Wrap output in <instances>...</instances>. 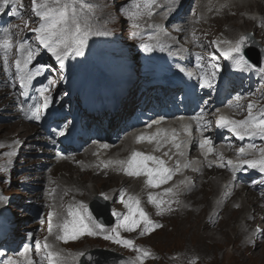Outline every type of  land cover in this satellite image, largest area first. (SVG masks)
<instances>
[{
    "label": "rangeland",
    "instance_id": "1",
    "mask_svg": "<svg viewBox=\"0 0 264 264\" xmlns=\"http://www.w3.org/2000/svg\"><path fill=\"white\" fill-rule=\"evenodd\" d=\"M13 1L15 2V0ZM129 1L130 0H93L95 4L100 6L97 8V16L99 18V21L96 24V28L100 32H107L109 34L91 36L88 40V44H87L88 48L94 50L99 54L100 49L96 47V42L99 43L102 40V38H106L109 42L100 43V47L102 49H106L110 52L114 50L116 51L115 52L116 56L119 57L128 56L127 51L129 50L130 57L132 60H134L133 54H137L138 52H140L144 45L143 39L141 38L135 39V35L146 32L147 23L152 19V16H150L149 14L146 15L143 10H140V8L136 7L137 4L144 7V5H142L139 1L138 3L134 2L133 0H131V2ZM226 1H232V0H226ZM19 4L25 8L27 15L23 16L22 19L19 18L18 16H14V21L19 23V21L22 20L17 25V28L15 25L10 26L8 24H3V26L8 32L5 34V36L8 35L9 31L11 30V40L13 42V48H12L13 50L19 49V44L17 42V33L19 37L21 36H25L26 38L29 37L33 46L41 50L40 52H36L37 54H35V58L41 59V57H44L47 60L46 66L49 68V72L57 78V80L54 81L55 80L54 77L50 74L42 81L43 88H46L47 82L53 81L49 83L47 87L50 91L46 88L47 92L49 93L48 95L49 106H51V110H53V112L56 115H61L64 113L65 108L63 107L55 108L53 105L56 106H61L62 104L68 105L69 98L58 96V94H60L62 88H64L66 94L72 96L73 100L68 105L67 113L59 118L58 123L59 122L63 123L64 125L62 127L70 126L68 128L69 134L71 133L72 135L78 134V141H79L82 139V137H84L86 131L84 126L85 124L84 119L81 117V114L79 113L80 105H78L76 102L77 98L76 96H74V92L76 91L78 84L80 85V83L82 82L81 62L86 68L89 63V58L77 57L76 59L74 58L75 54H72L68 56L66 59H64L63 64L57 61L56 58L50 52H48L43 47V45L39 43V40L37 39L38 34L32 31L33 28L38 27V23H39V18L36 17L32 11V0H19V3H17V5ZM166 4L176 5L177 0H166ZM27 10H29V12H27ZM255 11L256 10L253 9L252 12H247L246 16L250 17L254 15ZM4 12L5 9L4 11H2V13ZM133 13H137V15H133ZM221 17H222V13H221ZM261 18H258V20ZM11 19H13V17ZM207 20L208 18L206 16H202L199 13L196 14L188 32L194 35L197 39H200L203 43L207 42L208 46H210L216 51V47L213 46V43H210L211 42L210 32H215L217 30L216 28L218 29L220 28L221 31V28L224 29V26L220 27L219 21L218 22L215 21L214 23L209 24ZM236 20H238L240 23L243 21L242 17H238ZM248 28L253 30L252 25H250ZM239 31H241V29ZM133 33H135V35H133ZM147 33L149 34L147 35L145 33L144 35L148 36L149 38L157 39L154 33H151L150 31ZM234 36L235 38L231 37L233 39V42H235L240 38V36L236 34ZM231 38H229L230 41H232ZM258 40L264 44L263 37L258 38ZM22 42H26V41L22 40L20 43ZM112 42L118 45L119 49H116ZM158 45L162 46L163 43L158 40ZM250 55L255 57L253 50L250 51ZM14 56L17 57V53L12 54L11 52L9 54V63H11L12 58ZM99 56L101 55L99 54ZM1 57H3V53ZM43 61L39 64L36 63V65L39 66L43 65L44 66L43 68L47 70ZM104 62L106 63L105 65H108L106 60ZM205 65L209 69L210 75L212 76V73L215 72L216 70V67H213L214 65L216 66L215 61L213 59L207 58L205 60ZM13 70L14 69L11 68L10 70H7L5 72H11ZM263 77H264V73H260V77L255 79L254 81V87L247 90L246 95L253 96L254 98H250V97L247 98L245 100L246 103L249 102L250 99H253L254 101H262V102L264 101ZM251 84H252V80H249L247 81L246 86H249ZM4 99L5 97L3 95H0V102ZM1 106L2 105L0 103V108ZM73 107L77 108V110L72 111ZM93 111L94 110L92 109L87 110V112H93ZM48 112H49V108L47 107L45 108V114H48ZM11 115L12 113L9 110H0V117H5V116L10 117ZM132 115H135V113H133ZM20 121H22L20 116L14 117L12 120L8 122L0 121V128L2 126H5V128L0 131V145H2V147H0V195L7 198L6 201H0V251L7 254L12 250L11 217L15 205L20 199H22L23 202L27 203V200H29V198H26V196L31 192H34L35 198L37 197V195H39V189L42 190L43 194L47 193L45 185L47 182L52 181L50 175V169L52 168V166L46 168L42 176L40 174V163L42 162V164L46 165L48 163L54 162L52 157L58 156L60 152L57 143H55L54 141L53 138L54 134L52 133L50 135L46 134L45 131L41 127H39L37 123H32L33 126H31L30 128L27 129L23 128V126H29V124L26 125V123H20ZM42 124L47 126L48 122L42 121ZM51 130L55 132H59L60 128L57 125H53L51 126ZM112 130H113L112 128L111 130H105L106 132L105 135H107V132H112ZM3 133H6V135ZM64 138L65 136L62 137L63 141ZM37 140H40L43 146L41 144H38ZM87 141L88 140H86L82 144L81 148H74L70 150L69 153L64 155V157L69 158L72 152H77L80 149L83 150V152H86L85 143ZM98 142L101 147L102 145L109 144V142L106 141L98 140ZM93 150L96 153V156H101L102 158L105 157L106 153L102 151L100 147L94 148ZM93 150L87 151L84 154V158L82 157L80 159H77L78 161L76 160V162H78L80 167L85 166L91 169L93 168V163L95 162L94 161L95 156H93ZM13 151L15 152V155H7V153ZM41 151L44 152V154L46 155L43 161L42 158L44 157V155ZM76 156L77 158L80 157L81 153H77ZM86 157H90V159L86 160ZM59 160L60 159H58V161ZM54 169L56 173L55 175L58 174L61 175L59 176V178L54 179L52 181L53 182L52 186L51 185L49 186L50 192L52 191V189H54V197L52 198V200L64 199L66 197L74 195V193H76L77 191V186L80 188L79 194L82 197H84L86 194H90V192H93L92 195L101 194L103 196V191H105L106 183L99 184L100 181H104V180L99 177L98 179H95V177L91 176V175H96L93 171L88 170L87 172H84L83 169L81 170L76 165V163L68 160H65L58 164L56 163ZM100 176H103V178H107L105 177V175H100ZM243 182L244 181L240 182V186H242ZM225 189L226 187L222 188V192H224ZM220 190L221 187L217 193H220L221 192ZM212 194L213 192L209 193V190L207 189V191H204L202 192V194H199L197 196V200H198L197 211L199 213H202L203 216H205L206 212L208 214L213 212L211 209V204H212L213 196L215 194L214 195ZM252 195L253 193H249V194L243 193L242 196L241 195L239 196L242 202H244L246 197H248V202H244V204L242 203V207L247 206V210H248L247 212L249 213H254V214L259 213L260 218H262L263 220L261 226L264 228L263 212H261L260 210H255V206L251 205V201L249 203V200ZM39 202L42 205L46 204V201L44 199H40ZM119 202L120 199H118V204L116 202L113 203L114 205L116 204L120 205ZM225 210H228L229 213L227 214L225 222H223L224 219L221 221L223 222L222 223L223 226L221 225L222 226V227L220 226L221 228L218 227V229L215 231L216 233H214V231L210 230L208 227L204 226L203 223L200 222L199 218L192 219L189 216L183 219H174L173 220L174 224L170 225V227H168L167 229L166 226H164L163 229L158 231L157 235L147 236L141 239V241L144 243L146 247L148 248L153 247L154 248L153 251H156L158 256L156 261L146 262V263L169 264L170 262L167 260V255H169L170 250L180 249L178 252H183V251L190 252L189 249L192 248L195 249L193 246L194 243L196 246H198V251H202L206 253L204 255L200 253L201 261L199 262L195 261L194 264H264V235L261 234V232L263 231H257V229L254 228L259 223L257 222V224H255L253 221L254 226L253 224L247 226L246 223H244L246 222V216L242 217V215H240L241 216L240 217L238 215L241 213L239 211L240 209L235 211H230L231 208H229L228 205L224 209L223 213L225 212ZM233 213H235L236 216H234ZM238 216L240 219L238 218V220H236L235 218H237ZM229 217L231 218L228 219ZM179 222H183V223L182 225H180L181 227H179V229L177 230ZM53 224H56V222ZM31 227H35V222L27 225V228H31ZM248 228L250 229L248 230ZM222 229L225 230L220 231ZM40 230L41 232H43V234L42 233L40 234ZM56 231L57 230L54 229L53 234H49L48 223L43 224L42 227L39 229L38 234L35 233L33 239L31 240L29 238H26L24 234H21L22 229H19L20 242L22 243V246L24 245L27 248L26 254L29 255L28 259L30 261L34 262V264L39 263V261H41L42 251L37 249L36 242L40 241L42 244L45 238H47L50 243L54 244L55 248L59 250H63V253L61 254L65 256L70 254L81 243L99 244L101 246H104L105 244L104 241L100 239V237L98 236L94 237L88 235L81 236L77 240H69L67 243L63 241H58L56 239L52 240V237L55 236ZM203 231H210L214 233L215 236L218 237V240L208 239L207 241L204 240L202 244L199 241V239H202V237H199V235ZM221 232L222 233L227 232L229 239H226L225 236H222ZM254 232L256 233L255 235H253ZM160 236L163 237L170 236L169 242L163 244L159 240L155 241V238ZM254 241H256L259 244L257 248L261 250L260 253L257 255V257L253 256L254 254L252 253L254 248L257 249L256 246L251 247V244ZM245 248H247V251H245ZM19 250L20 249H18V251ZM23 253L25 252H22V254L19 255L20 256L26 255ZM238 254L242 256H239ZM238 257H241L242 259L244 258L243 259L244 261L240 263V259ZM262 260L263 263H261ZM26 263L29 262L24 261V264ZM177 263L185 264V262L181 260H178ZM187 264H193V262H189Z\"/></svg>",
    "mask_w": 264,
    "mask_h": 264
},
{
    "label": "snow or ice",
    "instance_id": "2",
    "mask_svg": "<svg viewBox=\"0 0 264 264\" xmlns=\"http://www.w3.org/2000/svg\"><path fill=\"white\" fill-rule=\"evenodd\" d=\"M13 0H0V12L4 11ZM19 3V0H15ZM155 3V0H145L144 7L148 10V14L151 15L152 5ZM99 5L95 4L93 0H32V11L36 17L39 18L38 27L32 29V31L38 34L37 39L43 47L50 52L57 61L63 64L64 59L68 56L75 54L76 56L84 55V49L87 47L88 40L93 35H108L107 32H100L96 28V24L99 21L97 16V8ZM137 8L140 7L139 4L136 5ZM15 12V10H14ZM16 15H19V12H15ZM137 15V13H133ZM138 27V25H137ZM135 35V33H133ZM249 41L247 35H242L235 42L230 40L223 41L227 45L226 48H222L224 55L226 57L234 60L237 67L248 68L255 67L251 64L249 59L244 54V46ZM210 43L215 44L217 47H220V41H211ZM146 51H150L147 45L144 46ZM13 48V42L11 40V34L5 36L3 40H0V51L3 52V64L5 70H9V54ZM20 56L15 60L16 70L22 73L20 80L22 84H25V81L30 82L35 76L41 75V69L43 65L37 66L34 70H29L28 66L34 58V52L29 49L26 42L19 44ZM235 54V55H234ZM199 59V57H198ZM217 67V66H213ZM261 72H264V68H260ZM11 74V73H10ZM187 75L191 77L192 72H188ZM216 73H212V78H215ZM204 83L207 87H212V79L205 78ZM41 95L44 96L46 88L39 90ZM240 97H237L239 100ZM49 97L44 96L43 107H48ZM240 107L239 104L235 105ZM255 107L253 102H249L247 105V115L244 119H234L225 115H220L216 123L220 127H228L232 132L239 137L240 140H243L245 136H260L264 139V109L259 110L258 114H253V108ZM203 111V110H201ZM36 120L40 119V114L38 110H33L32 116ZM197 122L200 121V116L196 117ZM161 121H152L153 124H159ZM151 125H149L150 127ZM185 131L191 132L189 126H185ZM63 135V132L60 133ZM159 135V130L156 135L145 136L141 134L137 137V141L141 142L144 140L153 141L157 139ZM176 136H172V140L176 141ZM167 143V141H165ZM181 143H175V147L180 149ZM157 146L162 147L163 145L157 140ZM199 146L205 148V155L214 151L212 147V140L210 138H203L199 141ZM2 147V145H0ZM102 147L107 148L108 145H102ZM254 145H249L247 147H240L238 153L243 156L246 154L248 149L254 148ZM261 156L258 159L249 160V159H240L235 162L229 160L228 165L232 166L233 172L236 171L237 167H242L243 165H248L251 168L258 169L260 172H264V149L259 150ZM167 154V153H166ZM181 156L184 155L183 152L179 153ZM7 155H15V152L7 153ZM221 160H223V154H220ZM151 162L152 166H149ZM119 164L121 166L120 170L125 172L129 176H141L144 175L147 177L146 183L150 187H159L163 183L171 180L173 175L176 172L181 170L180 163L177 161V165L174 169H170L166 166L164 159L154 156L147 155L140 151H133L130 157L124 160L118 161H106L103 162L105 168L109 167L111 164ZM212 162H209V167H211ZM189 163H185L183 167H189ZM223 166V165H220ZM181 184H184L185 181H181ZM165 193L175 195L173 188H166ZM228 193H225L227 196ZM107 199V197H104ZM149 202L156 205L158 208L157 215L163 214L165 211H172V208L169 206L167 208L162 207L165 204V201L158 199L156 195L149 194ZM7 198L0 195V201H6ZM121 202L125 204L128 209L126 215H122L121 219L117 224L111 228L108 234L104 235L105 239L113 240L117 244H122L125 247L134 248L138 255L130 264H144V260L151 256L152 253L139 247L131 239H125L121 237L118 229L123 228L128 232H133L141 225L143 229L140 232V235H147L154 231L156 228L162 227V225L154 222L148 215V213L141 207V202L138 197L129 195L127 200L124 199V193L122 192L120 196ZM178 203V201H168L167 203ZM239 205H237L238 207ZM86 205L82 202L79 206L73 207L72 205L68 206L67 216L59 223L53 224L52 217L55 213H49L48 219V231L49 234H53L54 229L55 239L58 241H63L67 243L69 240H77L81 236H96L101 235L104 231V225L102 223H97L92 219L91 213L85 215L81 209L86 211ZM113 215L120 216L121 214L113 211ZM211 219V218H210ZM261 231V230H257ZM256 233L254 232L253 235ZM264 235V232H261ZM37 249L42 251L41 264L44 261L47 264H66L67 260L70 258L72 261H76L79 256L84 255L82 252H77L75 254H69L65 256L61 254V251L56 250L55 245L50 243L47 238L41 244L40 241L36 242ZM27 248L25 249V253ZM8 264H18L16 261H9ZM29 264H34L30 261ZM194 264V262H193Z\"/></svg>",
    "mask_w": 264,
    "mask_h": 264
},
{
    "label": "bare ground",
    "instance_id": "3",
    "mask_svg": "<svg viewBox=\"0 0 264 264\" xmlns=\"http://www.w3.org/2000/svg\"><path fill=\"white\" fill-rule=\"evenodd\" d=\"M133 1L137 2V3L139 1L142 5L145 4V0H133ZM206 1L207 0H177L176 5H167L166 0H155V3L152 5V8H151L152 14L150 16H152V19L147 23L148 29L146 27V32L150 31L151 33H154L156 38H158V40L160 42H162L163 44H164V40L161 39V37L168 38V37H171L172 34H178L179 41L182 43H186L185 47H188L192 44L190 43V40H187L186 38H184V34H185L184 28L188 24V23L184 24L186 22V21H184L186 18L183 19L184 22L179 28H174L173 22L176 19H179L181 17H185L186 14L188 15L189 13H191V10H192L193 16H195L197 13L201 14L202 16H208L207 22L209 24L214 23L215 21L216 22L219 21V26L220 27L224 26V29L221 28V31H222L224 37L227 36L226 38H231V37L235 38L234 35L240 29H242V33L250 31L251 29L248 28L250 25H252L253 30H256L257 32H259V34L261 36H264V0H244V2H241L240 0H232V1L212 0V1H209L208 3ZM129 2H131V0ZM174 2H176V1H174ZM12 6H13V3H10L7 7H5L6 13L4 15L0 16V20H7L8 21L13 17ZM139 8H140V10H143L146 15L148 14V10L145 9V7L140 6ZM253 9L258 11V13L260 14V18L262 17L261 19L258 20L255 18L251 19V18L243 17L244 11H246V12L252 11ZM176 10H178V15L176 18H174L173 16H171V13L176 11ZM27 12H29V10H27ZM221 13H222V17H221ZM245 15H246V13H245ZM238 16L243 17V21L241 23L238 20H236L238 18ZM219 30H220V28H219ZM146 32L136 34L135 39L139 38L140 35L145 34ZM6 33H8L7 30H6ZM111 35H113V34H111ZM232 41H233V39H232ZM175 46H178V41L172 40V46L171 47H175ZM220 46L226 47L227 45L224 43H221ZM28 47L30 48L31 46H28ZM168 48H170V47H168ZM31 49L34 53L41 51L40 49L35 48V47H32ZM185 50H187V49L185 48ZM99 54L101 56H104L103 55L104 53L101 50H99ZM99 54L96 52V54H94L91 58L94 60L100 61L101 63H103L105 65L106 64L104 62L105 57H101V56H99ZM44 60H46V59H44ZM37 66H39V65H36V62L34 61V59H32L28 68H29V70H34ZM21 75H22V73H21ZM49 75L50 74H49L48 70H45L44 68H42L41 69V75L35 76L30 82L25 81V84H24L25 90L30 92V94L33 97L35 96L37 98V101L40 103V107L37 109L40 114L42 111H44L43 107H41L42 103H44V96H48L49 93L47 91H45L44 96H42L39 90L43 88L42 81ZM88 90L89 89H87V91ZM7 91L10 92L11 90L7 89ZM21 111L23 113L28 111L30 114H32L33 107L31 105V101L24 102L22 105ZM207 112H208L207 117L210 118L212 116V111L207 110ZM51 113H52V115L55 116V118L52 119L51 122L55 123V120H56L58 115H56L53 112V110H51ZM108 114L110 116H112V118L117 120V121L122 119V116L120 115L119 108H115L113 111H109ZM24 123H26V125L29 124V126H23V128L27 129V128H30L31 126H33L32 123H37V122L35 120L29 119ZM94 124H96V125L94 126ZM94 124L90 123L88 130H90L94 127L93 131L96 132V135H98L102 131L105 132V125H99L97 123H94ZM4 128H5V126H2L0 128V131L3 130ZM210 129H212V127H210ZM3 134L6 135V133H3ZM52 134H54V133H52ZM209 135H211L214 138V141L216 143H218L221 140V137H218V138L214 137L213 131H210ZM102 136H104V138H105V134H99V138ZM53 138H54L55 143H57V146L60 149L59 151L61 152L62 149H61L60 140H59L60 135L54 134ZM110 138H112V137H110ZM248 142L254 143V146H255L254 148L256 149L255 152H257L259 149H261V147L264 145V139H262L258 135L254 136V137H250L248 139ZM115 149H116V146H114V145L111 146L109 148L108 152H105L106 154H105V157H103V158H98L96 156V153L94 152V150L91 149V150H93V156H95V159H94L95 162L93 163V168L91 169L88 167L90 170L85 168V169H83V171L84 172H87L88 170L93 171L96 175H91V176L95 177V179H98V177L103 179L104 181H100L99 184L106 183L105 184L106 188H105L104 192L111 195L112 203L116 202L118 204V199H120L122 192L124 193V199L127 200L128 196L129 195L133 196V193H134V191L131 189L132 184H134V183L139 184L141 181L135 179L134 178L135 176H129L125 172L121 171L119 164L113 163L107 168H105L103 166V162L117 161L113 157H115V156L121 157L122 156V152L120 150H115ZM215 153H220V151L216 150ZM100 155H102V154H100ZM250 155H252V153H250ZM75 158H77L76 155H75ZM87 159H90V157H86V160ZM64 167H66V166H64ZM224 174H225V171L221 170L218 167H207V166H205L201 171H198L194 174V182L192 184H190L187 188H184L183 191H178L177 193H175V195L165 193V191H164L165 189L161 185L159 187H151L150 190H143V198H142V202H141V207L144 208V210L148 213L149 217L154 222L162 225V227L156 228L154 231H152L151 233H149L147 235H140V232L143 229V225H141L139 228H137L133 232H128L125 229L120 228L118 230L120 232L121 237L130 238V239L135 241V244L137 246L143 247L144 249L149 250L152 253V255L147 257L144 260V262L145 263L146 262H153V261H156L158 258L157 252L153 251V249H154L153 247L152 248L146 247L144 245V243L141 241V239H143L147 236L157 235L158 231L163 229L164 226H166V229H167L168 227H170V225L174 224V221H173L174 219H183V218H187L189 216L192 219L199 218L200 222H202L204 226L208 227L210 230H212V231H214V233H216L215 231L218 229V227H220L222 225L223 222H225L227 214L229 213L228 210H225V212L223 213L224 209L228 206V202L232 203V199H235L238 195H241L245 190H248L249 188H253V190H254V194L250 198L249 203L251 201V205L255 206V210H260L261 212H263V215H264V193L261 190V185L264 183V179L257 180L254 182L246 181L242 187H239L238 186V180L243 178L241 175H238L235 179H233L230 182V184H229L230 191H227L228 195L226 196L225 199H223L221 204L215 205L212 201V204H211V209L213 211L212 213L208 214L206 212L205 216H203L202 213H199L197 211V202H198L197 196L199 194H202V192L207 191V189H208V186H202L201 185L200 180L203 179L206 185H210V180L208 179V175H213L214 188H211L208 190H209V193L210 192L214 193L219 188L218 176H221ZM100 175H105V177H107V178H103V176H100ZM150 193L153 195H156L158 197V199L164 200L165 204L162 205V207L167 208L170 206L172 208V211H165L163 214L157 215V212L159 211L158 208L156 207L155 204L149 202L148 197H149ZM246 194H249L248 191ZM88 195L89 194H86L84 197H86ZM186 195H188V196H186ZM228 197L231 198L229 201L227 200ZM181 200H184L186 202V206L181 205ZM168 201H178V203L173 202V203H171V205H169L167 203ZM189 202L191 203V207L187 206V203H189ZM117 204L114 205V203H113L115 212L121 214L120 216H117L118 217L117 222H118L121 219L122 215H126L128 213V209L125 206V204L123 202H121V200L119 202L120 205H117ZM235 210H239L241 212L240 214H238L239 216L240 215H242V217L246 216V222L245 223L247 226H250L251 224H253L252 221H250V219L255 214L247 212L248 211L247 206L242 207V204H239V206L237 207V205L232 203L230 211H235ZM233 215L236 216L235 213H233ZM239 216L235 219L238 220ZM230 218L231 217H229L228 219H230ZM223 219H224V221L221 222ZM214 220H216L215 223L213 222ZM117 222L113 226L104 227L103 232H106L108 234V232L111 230V228H113L117 224ZM258 222L260 224H262L263 223L262 218L259 217ZM182 223L183 222H179L177 230L179 229V227H181L180 225H182ZM223 230H225V229H222L220 231H223ZM214 233H212L210 231H203L199 235V237H202V239H199V237H198V239L202 244H203L204 240L205 241H207L208 239L218 240V237H216ZM222 236H225L226 239H229L227 232L222 233ZM169 238H170V236L169 237L160 236V237L155 238V241L159 240L161 243L165 244V243L169 242ZM193 246L195 249H193V248L189 249L188 248L190 250V252H186V251L178 252L180 249L170 250L169 255H167V260L170 263L177 262L178 260H181V261H184L185 264H187L189 262L201 261L200 260V255H201L200 253H202V255H204L206 253L202 252V251H198V246H196L194 243H193ZM258 246H259V244L256 245V248ZM254 249L252 252L254 254L253 256L257 257V255L260 253L261 250L258 248L255 250ZM245 251H247V248H245ZM132 252L134 254L133 258L135 259L136 256L138 255V253L135 249H133ZM198 253H199V255H198ZM14 254L15 253H8L7 255L13 256ZM239 256H242V255H239ZM238 258L240 259V263L244 261L243 260L244 258L243 259L241 257H238ZM261 263H263V260Z\"/></svg>",
    "mask_w": 264,
    "mask_h": 264
},
{
    "label": "water",
    "instance_id": "4",
    "mask_svg": "<svg viewBox=\"0 0 264 264\" xmlns=\"http://www.w3.org/2000/svg\"><path fill=\"white\" fill-rule=\"evenodd\" d=\"M248 37H249V41L248 42L252 43V45L253 46L255 45V47H256V44H255L256 42H255L254 38L251 35H248ZM106 211H108V206L106 207Z\"/></svg>",
    "mask_w": 264,
    "mask_h": 264
}]
</instances>
